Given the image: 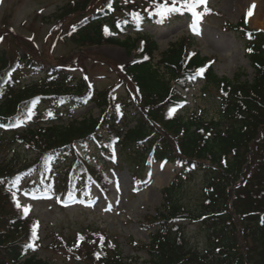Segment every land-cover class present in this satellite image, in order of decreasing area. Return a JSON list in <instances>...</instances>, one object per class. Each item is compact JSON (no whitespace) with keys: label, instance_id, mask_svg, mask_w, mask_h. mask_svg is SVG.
<instances>
[{"label":"trees","instance_id":"1","mask_svg":"<svg viewBox=\"0 0 264 264\" xmlns=\"http://www.w3.org/2000/svg\"><path fill=\"white\" fill-rule=\"evenodd\" d=\"M139 1L112 0L111 9L109 5L92 11L70 31L71 41L79 48L109 45L128 56L139 54L125 70L136 86L126 96L117 98L91 88L71 73L73 69H46L27 55L11 63L0 50V264H53L35 252L41 243L39 235L35 228L33 236L34 222L24 218L15 204L11 185L18 186L27 175L40 171L47 184L37 187L49 192L65 191L66 185L83 189L89 172L111 164L113 151L119 159L114 163L138 173L153 155L176 162L181 168L179 178L198 173L204 178L203 200L195 210L176 201L174 187L164 191L159 225L147 250L149 264H264V32L250 30L244 18L230 26L244 44L254 70L252 82H240L243 75L236 81L217 77L205 58L198 53L189 58L181 46L162 53L155 67L158 46L141 29L164 19L157 13L165 0H142L148 4L145 8H139ZM168 2L171 6L172 0ZM180 2L176 6L182 8ZM117 9L120 14H115ZM129 31H134L136 39ZM22 68L43 78L24 84ZM201 68L205 69V90L214 87L219 92L218 119L167 116L169 109L186 105L171 84L186 89ZM89 105L99 110L98 118H73V112ZM42 107L46 112H39ZM20 123L26 124L25 130L15 129ZM87 145L98 148L94 146L88 158L77 148ZM20 147L35 156L22 161ZM67 158L72 161L69 178L65 174L54 182L49 170ZM184 222L200 227L203 251L191 249L182 230ZM71 243L68 248L74 250ZM30 244L35 248L30 249ZM77 244L73 255L80 264H132L117 240L111 241L102 231L89 233L87 240Z\"/></svg>","mask_w":264,"mask_h":264},{"label":"rangeland","instance_id":"2","mask_svg":"<svg viewBox=\"0 0 264 264\" xmlns=\"http://www.w3.org/2000/svg\"><path fill=\"white\" fill-rule=\"evenodd\" d=\"M111 2L112 0H2L0 50L7 54L11 63L27 55L41 62L46 69L61 66L71 68V73L87 81L91 88L108 91L113 97L126 96L129 90L134 93L132 89L136 86L125 74V70L132 60L140 57L138 53L128 56L123 49L109 45L79 48L70 38V31L75 24L88 17L92 11L109 6ZM136 3L139 8L148 6L142 0ZM259 6L264 8V0H207L206 8L210 11L206 12L204 5L197 7V11L205 13L199 22V34L190 26L194 17L187 21L185 17L189 16L184 10L183 14L175 13L164 17L165 21H171H156L158 25L145 27L142 33H147L158 46L153 65L158 67L162 53L171 47L181 46L187 50L189 58L196 53L205 58L207 66L217 77L236 81L238 76L243 75L240 82H252L254 70L246 56L244 44L230 31V26L244 18L250 30L264 32V16L256 15ZM181 7L183 8V4ZM126 10L129 11V8ZM120 11L121 9L115 10V14H120ZM178 17L182 21L177 20ZM128 35L136 39L134 31H129ZM120 39L123 40L124 36ZM142 43L140 39L138 49L142 48ZM21 71H24L23 75L27 78L24 84L43 78L42 75H35L23 68ZM170 88L175 91V96H181L186 101V105L175 111L169 109L167 116L175 114L188 118L192 114L205 120L218 119L219 92L214 87L205 90L203 80H196L188 89L174 83ZM137 106L140 110V105ZM45 109L46 107H42L39 112L44 113ZM99 115V110L94 105L72 113L73 118L79 121L89 116L98 118ZM25 129L24 123L18 127L19 131ZM2 135L5 139L10 138V135ZM172 143L174 144L173 140ZM18 149H21V160H31L35 156V153L26 148ZM79 149L85 156L95 152L94 145L79 146ZM11 156L10 153L9 158ZM151 162L139 178L133 177V173L135 176L137 172L123 164L109 167L107 170L111 171L103 183L106 193L91 186V196L84 201L71 197L61 203L52 194H46L43 187H37L42 178L40 171L23 178L16 187L13 199L16 204L19 203L18 208L27 219L34 222V225L38 222L36 229L41 243L37 245V255L41 259L48 258L53 264H78L73 255L78 248L77 243L87 240L91 232L102 231L108 234L111 241L117 240L124 258L129 262L149 264L147 250L156 226L159 225L161 208L165 202L164 191L170 186L174 187L176 201L185 208L195 210L203 200L204 184L200 173L188 179L179 178L181 171L174 163ZM70 166L72 161L69 158L59 159L54 163V179L63 178ZM144 174L147 177L144 178ZM28 206L30 210L25 213L23 209ZM182 230L191 249H205L204 235L198 225L184 222ZM94 235L95 233L92 234ZM70 242L75 245L74 250L68 248Z\"/></svg>","mask_w":264,"mask_h":264},{"label":"snow or ice","instance_id":"3","mask_svg":"<svg viewBox=\"0 0 264 264\" xmlns=\"http://www.w3.org/2000/svg\"><path fill=\"white\" fill-rule=\"evenodd\" d=\"M0 2H2V0H0ZM177 2H179V0H172L171 6H169L168 0H165V3L163 5L159 6V11L157 14L162 16V17L167 18L168 16L175 14V13L183 14V10L186 9L188 12L191 13L192 17H194V22L190 25L192 30L194 32H197V34H199L198 33L199 22L203 19V15L205 13L197 11V7L199 5H204L206 12L210 11L206 8L207 0H182L183 9L176 6ZM136 15H137V18L139 19L140 18L139 14H136ZM161 22H163V21H161ZM0 39H2V37H0ZM249 51H251V50H249ZM204 71H205V69L201 68L198 70L197 74L202 75ZM172 111H175V109H173ZM0 126H2V125H0ZM17 206L18 207L20 206L19 203L17 204ZM23 210L25 213H27L30 210V206L24 207ZM35 227H38V222H37V225L34 226V231H33L34 237H35ZM81 239H82V237H81Z\"/></svg>","mask_w":264,"mask_h":264},{"label":"bare ground","instance_id":"4","mask_svg":"<svg viewBox=\"0 0 264 264\" xmlns=\"http://www.w3.org/2000/svg\"><path fill=\"white\" fill-rule=\"evenodd\" d=\"M260 15V16H264V8L262 6H259L257 9H256V15Z\"/></svg>","mask_w":264,"mask_h":264}]
</instances>
